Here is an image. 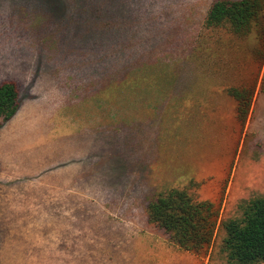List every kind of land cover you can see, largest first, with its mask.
<instances>
[{"label":"rangeland","instance_id":"rangeland-1","mask_svg":"<svg viewBox=\"0 0 264 264\" xmlns=\"http://www.w3.org/2000/svg\"><path fill=\"white\" fill-rule=\"evenodd\" d=\"M216 1L0 0V264H227L264 195V46L207 27ZM172 191L216 212L198 253L149 219Z\"/></svg>","mask_w":264,"mask_h":264},{"label":"trees","instance_id":"trees-1","mask_svg":"<svg viewBox=\"0 0 264 264\" xmlns=\"http://www.w3.org/2000/svg\"><path fill=\"white\" fill-rule=\"evenodd\" d=\"M206 25L228 27L239 38L254 30L264 46V0H217L208 11ZM228 94L245 117L253 90L230 88ZM18 109L16 84H0V118L6 123ZM148 215L151 222L169 232L173 242L184 250L198 253L211 243L216 212L210 203H196L185 192L172 191L151 203ZM222 226L226 232L222 250L227 264L264 263V195L242 207L241 219L228 220Z\"/></svg>","mask_w":264,"mask_h":264}]
</instances>
